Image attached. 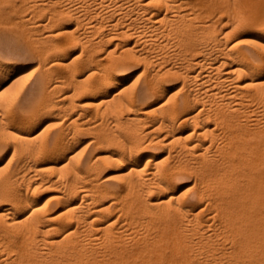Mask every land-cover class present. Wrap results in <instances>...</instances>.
<instances>
[{
  "label": "bare ground",
  "instance_id": "1",
  "mask_svg": "<svg viewBox=\"0 0 264 264\" xmlns=\"http://www.w3.org/2000/svg\"><path fill=\"white\" fill-rule=\"evenodd\" d=\"M259 1H244L245 6L257 4L258 9L254 8L259 15L245 20L261 32L248 31V46L240 44V40L230 41L232 28L244 22L233 20L232 8L234 26L229 29L223 22L224 28H216L222 15L219 20L209 14L214 10L224 12L222 0H74L75 4H66L60 8V14L55 13L78 17L73 28L63 24L62 18V23L57 22L60 17L51 18L57 23V27L50 24L56 30L48 27L52 31L44 35L49 43L44 47L47 52L42 49L39 53L52 54V64L47 65L49 59L45 62L43 56L42 60L38 58L46 63L42 62L44 83L38 86V78V87H34L39 103L34 105V95L26 97H33V107L28 102L23 104L28 110L21 113V126L5 123L2 117L12 115V107L0 106V122L5 123L1 125L2 132L13 144L9 163L16 159V153L21 154L15 166L11 165L4 174L0 171V264H264V0ZM41 10L45 12L44 8L39 10L43 14ZM55 10L58 12L57 6ZM99 15L109 18L108 31L97 41L85 39V33L83 40L75 28L83 21L88 33L100 30L104 26L102 18L95 19ZM89 17L91 21L86 20ZM38 20L35 21L42 25L46 19H41V23ZM61 33L67 36L61 39ZM206 37L208 42L213 41L207 43ZM78 41L82 50L76 56L87 55L89 60L88 51L84 53L86 47L95 50L96 46L112 41L115 46L108 48L103 57L89 54L96 67H89L84 58L81 68L88 67V71L81 77L74 74L80 60L75 64L74 56L71 64L63 56L66 47ZM136 60L145 63L138 82H129L131 76L119 81L120 72ZM151 63L157 68L154 64L151 67ZM7 64L2 66L8 67ZM53 64L73 72V87L63 85L71 78L69 73L58 76L53 71L59 78L52 75L49 79H57L46 82L49 68L60 69ZM174 73L183 76L181 97L163 84V76ZM21 75L18 74L20 78ZM18 76L12 84L8 83L9 89L14 80H20ZM118 81L122 86L101 98L94 113L100 117V104H105L119 127H125L123 133L127 131V138L122 140L115 133L112 140L122 150L104 147L107 138L103 136L92 138L103 147L98 149V155L80 158L79 154L77 160L69 154L57 178L47 175L45 168L49 166L45 164L74 149L71 134L74 136L82 123L81 116H72V103L77 101L73 97L91 93L88 95L94 99L95 93ZM59 86L64 88L65 95L52 99L51 91ZM48 111L50 118L58 119V128L48 131V123H44L46 126L35 133L36 125L45 119L42 114ZM102 115L105 116L104 112ZM181 124L186 125L185 134L178 128ZM172 147L177 148L175 153ZM150 148H161L167 153L157 156L154 151L149 152ZM77 151L76 154L80 152ZM109 166L113 172L101 177ZM181 168L189 174L196 172L194 183L198 190L190 196L186 191L177 194L176 176ZM210 190L211 196L202 204ZM42 191L47 193L41 196Z\"/></svg>",
  "mask_w": 264,
  "mask_h": 264
},
{
  "label": "rangeland",
  "instance_id": "2",
  "mask_svg": "<svg viewBox=\"0 0 264 264\" xmlns=\"http://www.w3.org/2000/svg\"><path fill=\"white\" fill-rule=\"evenodd\" d=\"M1 1L2 2H4V3H1ZM0 1V16H1V18L2 17H4V16H8V17H4V18H0L1 20H0V64L2 65H6L7 63V66L9 67V66H11V67H13V68H15L16 66H23L24 68H26V69H28V71H26V72H20L19 74L21 75V78L18 76V74H13V79L15 78V77H19V79L20 80H18L17 82L15 81L16 80V78H15V80H14V83H13V85L11 86V89H9L10 88V85H9V87L8 86H6L7 87V89H5V90H2V91H4L3 93H1V91H0V106L1 107H4V106H6L7 105V107H9V108H11L12 109V115H10V116H3L2 115V113L0 112V116H3L2 118H3V120H4V117H5V123H8V122H15V124L17 125V123H19L17 126H19L21 123H20V117H22V114L21 113H23V112H26L27 110H28V107L26 108V107H23V104H26L27 102H28V104H29V107H33V97L30 99L29 97H31L32 95H34V92H35V88H37L38 86H40L41 84L43 85V81H44V78H43V74H44V72H45V66H44V64H46L47 63V65H49L50 67H51V64H52V62H51V58H50V56L52 55V54H49L48 55V53H47V55H46V53H44V52H47V51H44V47H47V45L49 44L48 43V41H46L45 39H44V37L46 36V34L48 33V31H52L53 29L52 28H54V27H52V26H54L55 24H57L56 23V21H54V20H56V18H58V17H60L59 19H58V21L57 22H59V23H62L63 22V24H66V25H68V27L69 28H73V27H76L75 25H76V21H77V17H78V15L77 14H75V15H72V14H70V13H61V16L60 15H57V14H60L59 12V10H61L63 7H65V5L67 4V5H70V4H75L76 2H73V1H70V0H68L69 2H67V0H63L61 3L59 2L58 3V0H55V2H54V0H53V2L51 1V0H42V2H41V0H37V1H33V0H30V1H32V3L33 4H31V2H29V0H26V2H25V0H1ZM27 1H28V3H27ZM51 1V2H50ZM225 1V4H224V2H223V0H222V11L224 10V12H222L221 14H219L218 13V10H214V11H212V12H217L216 13V15L215 16H213L214 15V13H212L211 12V14H209V15H212V17H218V19H219V15L221 16L222 15V17H221V22H218V26H216V28H224V25L222 26L221 24L224 22H226V24H227V26L226 27H228L229 29H231L234 25H232V22H233V20L235 21V20H237L238 22H243V19H244V22L242 23V25L241 26H236V27H234V28H232V31H231V37H230V41L231 42H234V41H237V40H240V44H242L243 46H248V45H250V35L248 34V31H251V30H254L255 32H259V30L258 29H256V28H252V27H250L249 25H247L246 24V20H250V18L252 19V18H256V16L257 15H259L258 13V10H255V8H257L258 9V7L255 5V4H246V6H245V2L244 1H246V0H234V1H232V0H224ZM243 1V2H242ZM263 0H260L259 2H262ZM57 2V3H56ZM67 2V3H66ZM71 2V3H70ZM15 5H14V4ZM16 3L19 5H17L16 6ZM40 3V4H39ZM51 4V6H50V4ZM53 3L55 4L56 3V5H55V7L57 6V9H58V12L55 10V7H54V5H53ZM62 3H64V5H62ZM240 3V4H239ZM244 3V4H243ZM11 4H12V6H11ZM40 6H39V5ZM43 5V7H42V5ZM59 4H61V5H59ZM32 5H36L35 7L34 6H32ZM245 6V8H243L244 6ZM248 5V6H247ZM263 5H264V3H263ZM41 7L42 9L44 8V10H45V12L43 11V10H41L42 12H43V14L39 11L40 9H36V8H39V7ZM229 6V7H228ZM253 6V7H252ZM256 6V7H255ZM15 7V8H14ZM19 9H18V8ZM30 7H32V8H30ZM50 9H49V8ZM227 7L228 8H230V9H227ZM242 7V8H241ZM248 7V8H247ZM255 7V8H254ZM17 8V9H16ZM61 8V9H60ZM225 8V9H224ZM231 8H232V11H234L235 12V19H234V17H233V20H232V18L230 17V14L232 13V12H230V10H231ZM234 8H236V9H234ZM26 10V14H25V11H23V10ZM27 9H29V10H27ZM46 9H49L50 11H48L47 10V12H46ZM237 9H239V10H237ZM243 9V10H242ZM246 9H248L247 11H249L248 13H247V11H245ZM11 10V11H10ZM12 10H15V11H12ZM54 11V13L52 14V12ZM228 10V11H227ZM235 10H237V12L235 11ZM253 11V13H252V11ZM19 11V12H18ZM20 11H23L22 13H20ZM27 11H28V15H27ZM35 11V12H34ZM40 12V15L38 14L39 12ZM52 11V12H51ZM229 13V16H228V13ZM240 11H242V12H240ZM9 12V13H8ZM17 12V13H16ZM32 12V13H31ZM34 12V13H33ZM51 12V13H50ZM247 13V15H245L244 13ZM8 13V14H7ZM44 13H46L47 15L45 16V14ZM55 13H57V14H55ZM241 13V14H240ZM22 14V15H21ZM31 14H33V15H31ZM36 14V15H35ZM50 14H52V15H50ZM56 16H55V15ZM63 14V15H62ZM65 14V15H64ZM24 15V16H23ZM26 15V16H25ZM41 15H43L40 19L38 18V16L40 17ZM50 15V16H49ZM54 15V16H53ZM68 15V16H67ZM70 15V16H69ZM72 15V16H71ZM239 15H240V17H239ZM249 15H250V17H249ZM252 15V16H251ZM31 16V17H30ZM53 16V17H52ZM89 16V15H88ZM100 17H95V19H101L102 18V16L101 15H99ZM233 16V15H232ZM237 16H238V19H237ZM248 16V17H247ZM11 17V18H10ZM23 17V18H22ZM29 17L31 18V20H29ZM50 17V18H49ZM75 17H76V20H75ZM93 17V16H92ZM210 18H211V16H209ZM241 17H243L242 19H240ZM28 20H27V19ZM32 18H34L35 20H38L40 23H41V19L42 20H44V19H46V20H48L49 19V21H47L48 22V26H47V22H46V20H44V24L46 25H44V27H41V26H43V23H42V25L40 24L39 25V23L37 22V21H35L34 19V21H33V23H32ZM38 18V19H37ZM48 18V19H47ZM54 19L53 21H52V19ZM62 18V22H60L59 20ZM73 18H74V20H73ZM94 18V17H93ZM93 18H92V20H93ZM214 18H212V19H214ZM215 18V19H216ZM229 18V19H228ZM231 18V19H230ZM245 18H247L246 20H245ZM18 19V20H17ZM22 19H24V20H22ZM91 18L89 17L88 19H86V20H89V21H91L90 20ZM95 19L93 20V21H95ZM109 18H107L106 17V19H103L102 18V21H103V25L102 26H104L103 28H99L100 30H98V31H100V32H98V31H96L97 29H95V31L94 30H92V31H94L93 33H92V31H89V33H92V34H89L87 31L88 30H86V27H85V25H84V22L83 21H81L79 24H78V28H75L76 29V32H77V34H79L80 36L82 35V39L83 40H85V39H88V38H90L89 40H92V41H97L99 38L98 37H100L102 34H104V33H106L108 30V24L107 23H109L108 20ZM218 19L216 20V21H218ZM227 19V20H226ZM2 20H5V21H2ZM12 20H14V22L16 23V24H18V25H16V24H14V22L12 21ZM20 20V21H19ZM22 20V21H21ZM107 20V21H106ZM220 20V19H219ZM226 20V21H225ZM8 21V22H7ZM17 21V22H16ZM18 21H19V23H18ZM52 21V22H51ZM75 21V22H74ZM229 21V22H228ZM237 21H235L236 23H238ZM11 22V23H10ZM29 22V23H28ZM35 22V23H34ZM36 22H37V24L39 25L38 27H39V29H38V31H36L37 30V24H36ZM50 22V23H49ZM107 22V23H106ZM231 22V23H230ZM22 23H24V24H22ZM51 23H53V25L51 26L50 24ZM10 24V25H9ZM20 24H22V25H20ZM31 24V25H30ZM34 24H36V27H35V25ZM84 26H83V25ZM104 24H107L106 25V27H105V25ZM244 24V25H243ZM26 25H28V26H26ZM50 25V26H49ZM221 25V26H220ZM235 25H238V24H235ZM32 26H34V27H32ZM80 26V27H79ZM82 26V27H81ZM32 27V28H31ZM48 28V27H50V28H48L47 30L45 29V28ZM55 27H57V25H55ZM83 27L85 28V30L83 29ZM225 27V28H226ZM30 28V29H29ZM42 31H41V30ZM104 29V30H103ZM219 29H217V30H219ZM28 30V31H27ZM32 30V31H31ZM46 30V31H45ZM54 30H56L55 28H54ZM79 30H80V33H79ZM40 31V32H39ZM85 31V32H84ZM239 31V32H238ZM31 32V33H30ZM38 32V33H37ZM95 32H97V34H95ZM235 32V33H234ZM45 33V34H44ZM85 33H87L86 35H88L87 36V38H85L84 39V37L86 36L85 35ZM259 33H261V32H259ZM30 34V35H29ZM40 34H41V36H40ZM65 34V33H64ZM64 34H60V37L59 38H61V39H64L63 37L64 36H67V34L66 35H64ZM233 34H235V35H233ZM263 35H264V33H262ZM42 35H43V37H42ZM45 35V36H44ZM64 35V36H63ZM78 35V36H79ZM96 35V36H95ZM33 36V37H32ZM39 39H37L36 37ZM57 36H59V35H57ZM57 36H55L54 38H58ZM91 36V37H90ZM41 37H42V39H41ZM95 37V38H94ZM233 37V38H232ZM58 38V39H59ZM93 38V39H92ZM98 38V39H97ZM207 38V37H206ZM208 38H209V36H208ZM208 38L205 40V41H207V43H211V41H213L211 38V40H209V42H208ZM241 38V39H240ZM242 38H243V40H242ZM96 39V40H95ZM60 40V39H59ZM91 41V42H92ZM41 42V43H40ZM47 42V45L45 44ZM249 42V43H248ZM44 43V44H43ZM76 42H74L73 44H72V46L71 45H69L68 47H66V49L64 50V54H63V56H64V61L65 62H68L69 60L71 61L72 59L74 60V56H76L77 54H79L78 53V51H80L81 52V50H82V45H81V43L78 41L76 44H75ZM106 43V42H105ZM102 43V44H100L99 46H93V48L97 51H95V50H93L92 49V46H88L90 49H91V52L89 51V48L88 47H86V49H85V54H87V52L86 51H88V56H89V58H91L90 60L88 59V57H87V55L85 56L83 53H82V55H84L83 57L85 58V59H87L88 60V64L87 65H89V67H90V65L91 64H93V62L94 63H96L94 60H92V57H97V58H99V57H103V56H105L106 55V52H107V49L108 48H112V47H114L115 46V44H114V41H112V42H108V43ZM36 44V45H35ZM39 44V45H38ZM110 44V45H109ZM114 44V45H113ZM43 45V46H42ZM101 45H103V47L101 46ZM36 46H38V49H37V47ZM40 46V47H39ZM104 46H106V47H104ZM102 47V48H101ZM41 48V49H40ZM88 48V49H87ZM40 49V50H39ZM43 49V50H42ZM81 49V50H80ZM99 49H101L100 51H99ZM37 50H39V51H37ZM44 51V52H42V54L41 53H39L40 51ZM77 53V54H76ZM98 53V54H97ZM41 54V55H40ZM44 54L47 56L46 58L44 57ZM89 54H91L92 55V57H91V55H89ZM94 54V55H93ZM97 56H96V55ZM101 55V56H100ZM42 56H43V60H45V59H49L48 61L47 60H45V62L44 61H42V62H44V64L41 62V61H38V58H39V60H42L41 58H42ZM49 57V58H48ZM81 59H80V58ZM84 58H82V56H76V58H75V60H76V62H74V61H71V64H72V62H74L75 64L80 60V62H78V67L77 68H75L76 70L74 71V74L76 75H79V76H81V77H84L85 75H86V72L88 71V67L86 68V67H84V66H82V68H81V64L80 63H82V61L84 62ZM84 59V60H83ZM86 61V60H85ZM91 61V63H89ZM142 61V62H141ZM170 61H173V59L172 60H170ZM169 61V62H170ZM4 62V63H3ZM40 62H41V64H40ZM49 62L51 63V64H49ZM144 61L143 60H136V63L134 62V63H132V64H130L129 65V67L127 68V69H124V70H122L121 72H120V79H119V81H122V78L123 77H129V76H131L132 78H131V80L129 81V82H131L132 80H136L135 82L137 83L138 82V77L140 76V73H139V71L141 70V71H143V69H144V65H145V63H143ZM73 63V64H74ZM141 63V64H140ZM138 64V65H137ZM154 63H151L150 64V66L152 67V65H153ZM14 65V66H13ZM46 65V66H47ZM53 65H59V64H53ZM38 66V67H37ZM43 66V67H42ZM55 66V67H56ZM60 66V65H59ZM58 66V68H60L59 70H57V67L56 68H54V66H52V70L49 68V74H48V79H46L45 78V80H46V82H47V80H49V81H53V80H55V79H57V78H59V77H57V74H58V76L60 75H63V74H66V76H69V77H71V78H68L69 79V81H68V79L66 80V83H64L63 85L67 88V87H73V85H71V84H74V78H73V72H72V74L71 73H69L68 71H67V69L64 67V66H60L59 67ZM96 67L97 66V64H93V66L91 65V67ZM82 69L81 71L79 70L80 68ZM135 67V68H134ZM143 67V68H142ZM35 68H37V69H35ZM43 68V69H42ZM53 68H54V70H53ZM64 68H65V70H64ZM154 68H157V66L154 64ZM34 69V70H33ZM84 69V70H83ZM57 70V71H56ZM44 71V72H43ZM56 73L57 72V74H54V72ZM59 71V72H58ZM64 71H66V73H63ZM77 71V72H76ZM78 71H80L79 73H78ZM140 71V72H141ZM262 71H264V68L262 69ZM50 72H52V73H50ZM62 72V73H61ZM82 72V73H81ZM84 72V73H83ZM67 73H69V75H67ZM122 73V74H121ZM263 74H264V72H263ZM52 75H56V77H52L53 79H49V77L51 78V76ZM136 76V77H135ZM138 76V77H137ZM166 76V77H165ZM165 76H163L164 78H162L164 81H163V84L169 89V90H171L172 92L173 91H175V93H176V96L178 95L179 97H181V95H182V93H183V91H181L180 90V82H182V78H183V76L182 75H179V74H177V73H174V75L173 74H167V75H165ZM179 76V77H178ZM181 76V77H180ZM141 77H143V76H141ZM170 77V78H169ZM39 78V79H38ZM94 78H96V76H94ZM134 78H136V79H134ZM176 78V79H175ZM180 78V79H179ZM12 79V80H13ZM37 79L39 80V81H41V83H39V85H38V82L36 83V81H37ZM70 79H73V80H70ZM142 79V78H141ZM141 79L139 80V81H141ZM11 80V81H12ZM48 81V82H49ZM115 82V83H112L111 85H109V86H107V87H105L102 91H99V92H97V93H95V95H96V97L93 99V98H91V97H89L90 95H91V93H88V94H90V95H88V94H86V95H84V96H82L81 94H76V96H78V97H73V100L75 99V100H77V101H74L72 104L73 105H75V106H70V107H72L71 108V110L72 111H74V112H72V116H76V115H78L79 117L81 116V118H79V121L82 123V125L81 126H83V127H78L77 129H75V130H77V131H74L75 133H74V136H72V134H71V140H72V142L73 143H71L72 145H74V149L73 150H71V151H69V152H67V153H65V154H63V155H60V156H58L57 158H56V160L57 161H55V162H50L49 163V165L48 164H45L44 166H49V167H46L45 169H46V171H47V175H49V174H51V176L53 177V178H57L58 177V175H59V172H61V171H59V169L61 170L62 169V167H61V164H62V162H64V160H66L67 159V155H74L76 158L75 159H77L78 160V156L77 155H79V154H81V156H80V158H82L83 156H87V155H92L93 157H95L96 155H98L99 153H98V149H100V148H103V147H101L102 145H99L98 143H95V142H93V139H95L96 140V137H102L103 139H106L105 140V142H104V144H106V146H104V147H110L109 149L110 150H112V151H121L122 149H121V147L120 146H118L117 144H114L116 147H114V145H113V142H115V141H112L113 140V137H115L114 135H116L115 133H117V135L119 136L120 135V137L122 138V137H125V138H127V134H126V132H124L123 133V131H124V129H125V127L124 126H122V127H119L120 125H118L116 122H115V120L113 119V116L110 114V110L108 109V108H106V106H105V104H100V113L98 114V115H100L101 114V116L100 117H98L97 116V113L95 112L94 113V111H96V108H97V104H99V102L98 101H102V99H103V97L104 96H109V95H111L112 94V92H114L115 90H117L120 86H122V85H120L122 82ZM16 82V83H15ZM19 82V83H18ZM36 83V84H35ZM70 83V84H69ZM131 83H134V82H131ZM130 83V84H131ZM135 83V84H136ZM10 84H12V83H10ZM21 86H20V85ZM23 84H25V85H23ZM34 84H35V86H34ZM135 84H133L134 86H135ZM8 85V84H7ZM16 85H18V86H16ZM38 85V86H37ZM133 85H131V86H133ZM177 85H179V86H177ZM14 86V87H13ZM16 86V87H15ZM20 86V87H19ZM23 86V87H22ZM37 86V87H36ZM62 86V85H61ZM61 86H59V87H57L58 89H56L55 88V90L54 91H51V92H53V93H51L50 94V96H52V94H54V96H52L51 98L52 99H54V98H57L58 96L60 97V96H64L65 95V92H63L62 90L65 88L64 86H62V87H64L63 89H61L62 87ZM134 86H133V88H134ZM18 87V88H17ZM35 87V88H34ZM179 87V88H178ZM5 88V87H4ZM3 88V89H4ZM19 88H21L20 90H19ZM60 88V89H59ZM107 88V89H106ZM19 91H18V90ZM33 89V90H32ZM56 90H57V95H56ZM29 91V92H28ZM30 91H31V93H30ZM26 92H27V94H26ZM33 92V93H32ZM101 92V93H100ZM64 93V94H63ZM29 94V95H28ZM98 94V95H97ZM35 95H36V97H35ZM34 95V105H36V103L38 104L39 103V94H35ZM27 96H29L28 98H26ZM82 96V98H80ZM54 97V98H53ZM58 97V98H59ZM89 97V98H88ZM179 97H177V98H179ZM26 98V99H25ZM57 98V99H58ZM102 98V99H101ZM29 99L31 100V102L29 101ZM37 99V100H36ZM27 100V101H26ZM69 100V99H68ZM94 102V103H91V105H90V103L89 104H85L84 102H86V103H88V102ZM101 101H100V103H101ZM75 102H77L78 103V106H77V103H75ZM16 103V104H15ZM75 103V104H74ZM79 103H80V106H79ZM81 103H84V107L82 106V104ZM97 103V104H96ZM95 104V105H94ZM14 107H13V106ZM92 106V107H91ZM95 106V107H94ZM104 106V107H103ZM1 107H0V109H1ZM18 107V108H17ZM87 107H88V109H87ZM75 108V109H74ZM17 109V110H16ZM25 109H27V110H25ZM74 109V110H73ZM93 111H92V110ZM14 110V111H13ZM20 110V111H19ZM80 110H82L81 112H80ZM84 110V111H83ZM86 110H88V111H86ZM103 110V111H102ZM109 111V114L112 116H109V114H107L108 112H106V111ZM19 112V113H18ZM78 112V113H77ZM84 112V113H83ZM104 112V114H105V116L103 117V115H102V113ZM47 113V114H46ZM46 113H43L42 114V117H44L45 119L42 121V123H41V121L39 122V124L38 125H36V129H35V133H38L39 131H41V128L45 125L44 123H48L47 124V129H48V131H52V130H54V129H56V128H58V124H57V122H58V119H56V118H50L49 117V111L48 112H46ZM79 113H83L82 115H79ZM92 113V114H91ZM95 115H94V114ZM106 114H107V116H106ZM84 115V116H83ZM91 115V116H90ZM95 116H97L96 118H95ZM92 117V118H91ZM105 120H103L102 118ZM106 117H108V118H106ZM1 117H0V119H2ZM80 119H82V120H80ZM97 119V120H96ZM102 119V120H101ZM106 119H107V121H108V125H107V121H106ZM53 120V121H52ZM100 120V121H99ZM1 121V120H0ZM85 121V122H84ZM97 122V121H99V122H97V124L95 123L94 124V122ZM104 121V122H103ZM2 122V121H1ZM0 122V162H2V163H0V171H1V174H4V173H6L9 169H11L13 166H15L16 165V163H17V161L19 160V156H21V154L20 153H16L17 155H18V158H17V155H15V157H16V159H13L12 160V164H10L9 163V161H8V159L9 158H11V157H9L10 155H13V144H12V142H10L9 141V139L8 138H6V137H4V134H3V132H2V126L1 125H3L4 126V121H3V123H1ZM51 122V123H50ZM84 122V123H83ZM103 122V123H102ZM114 122V123H113ZM88 124V125H86V124ZM90 123V124H89ZM99 123V124H98ZM113 123V124H112ZM57 126H56V125ZM104 124H106V125H104ZM111 126H110V125ZM115 124H117V126H114ZM54 125V126H53ZM89 125H90V127H89ZM95 125V126H94ZM100 125V126H99ZM104 125V126H103ZM112 125H113V127H112ZM21 126V125H20ZM46 126V125H45ZM51 126V127H50ZM85 126L87 127L86 129H85ZM92 126V127H91ZM101 126H103V127H101ZM108 126V127H107ZM110 126V127H109ZM108 129H107V128ZM123 127H124V129H123ZM184 127H186V125H184V124H181L180 126H178V128H179V130H180V132L181 133H183L184 131H185V128ZM80 128V129H79ZM90 128H91V130H90ZM94 128V129H93ZM103 130H102V129ZM100 129V130H99ZM107 129V130H106ZM79 130V131H78ZM84 130V131H83ZM97 130H99V131H97ZM126 130V129H125ZM91 131H93V132H91ZM112 131V132H111ZM78 132V133H77ZM91 132V133H90ZM95 132V133H94ZM186 132V131H185ZM185 132L183 133V134H185ZM44 133H46V132H44ZM99 133H100V136H99ZM121 133V134H120ZM43 134V133H42ZM109 134V135H108ZM126 134V135H125ZM94 135V136H93ZM75 137V138H74ZM93 138V139H92ZM111 138V139H110ZM117 138V137H116ZM182 139H184V138H182ZM181 139V140H182ZM91 140V141H90ZM108 140H110L109 141V143H110V145L108 144ZM122 140H124V138H122ZM89 141V143H86V142H88ZM106 141H107V143H106ZM96 145H95V144ZM112 144V145H111ZM98 145V146H97ZM81 146H84L85 148H83V147H81ZM177 146V145H176ZM178 147V146H177ZM80 148H82V149H80ZM120 148V149H119ZM176 147H172L171 148V151H172V153H175V151L176 150H174ZM154 148H150L149 149V152H152V151H154L153 153H155L157 156H160V155H163V154H166L167 153V150H161V148H155L154 150H153ZM156 149H157V151L159 152V151H161V152H157L156 151ZM177 149V148H176ZM80 151L79 153H78V151ZM85 152H84V151ZM173 150H174V152H173ZM74 151V153H72ZM75 151H77V153L78 154H76V152ZM156 151V152H155ZM147 152V151H146ZM163 152V153H162ZM12 153V154H11ZM158 153V154H157ZM95 154V155H94ZM138 156H142V155H138ZM14 157V158H15ZM62 158V159H61ZM79 158V159H80ZM10 160V159H9ZM170 160L173 162V161H175V158H170ZM14 161V162H13ZM4 163H7L6 165L4 164ZM3 164L5 165V166H3ZM12 165V167H10ZM1 166H3V168L1 167ZM6 167V168H5ZM51 167V168H50ZM53 167V168H52ZM59 167H61V168H59ZM6 170V171H5ZM193 170V169H192ZM55 171H56V173H55ZM177 171V170H176ZM179 172H178V174H177V176H178V178H177V176H176V190L178 191V189H182L183 188V186H185V185H187V186H189L188 187V190L186 191V195H188V196H190V195H192V194H194L198 189H197V185H195V183L194 182H196V172H194L195 170H193L192 171V173L190 172V170L188 169V171L191 173V174H189L188 172H187V169L186 168H181L180 170H178ZM65 172V171H64ZM113 172V170H112V168L109 166V167H106L105 169H104V171H103V173L101 174V177H104V176H107V175H109V174H111ZM53 173V174H52ZM56 174V175H55ZM65 174V173H64ZM195 174V175H194ZM57 176V177H56ZM195 180V181H194ZM179 183V184H178ZM46 191H48V190H46ZM44 192V191H42V193L43 194H41V196H43V195H45L47 192ZM182 193H184L185 194V191H181ZM210 192H211V190L210 191H208V193H206L207 194V196H206V198L208 197H210L211 195H210ZM189 193V194H188ZM210 195V196H209ZM205 198V199H206ZM208 198L206 199V201H205V199L204 200H202V204H206V202H207V200H208Z\"/></svg>",
  "mask_w": 264,
  "mask_h": 264
},
{
  "label": "snow or ice",
  "instance_id": "3",
  "mask_svg": "<svg viewBox=\"0 0 264 264\" xmlns=\"http://www.w3.org/2000/svg\"><path fill=\"white\" fill-rule=\"evenodd\" d=\"M26 71H28V69L24 68L23 66H16L15 68H13L11 66L5 67L0 65V91H2L3 88L11 82V80L13 79V74H19L20 72ZM5 77H7V79H5ZM188 187L189 186L185 185L182 189H178L177 194L181 191H187Z\"/></svg>",
  "mask_w": 264,
  "mask_h": 264
}]
</instances>
